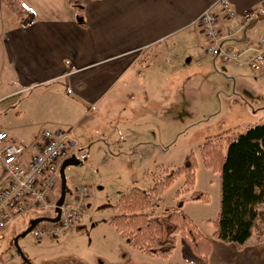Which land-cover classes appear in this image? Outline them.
I'll return each mask as SVG.
<instances>
[{
	"label": "crops",
	"instance_id": "1",
	"mask_svg": "<svg viewBox=\"0 0 264 264\" xmlns=\"http://www.w3.org/2000/svg\"><path fill=\"white\" fill-rule=\"evenodd\" d=\"M216 1L84 0V25L68 0H22L35 16L28 25H20L0 2V104L6 99L21 104L18 113L31 112L42 125L26 140L12 135L13 124L0 129L25 146L44 128L64 129L75 137L88 171L95 173L96 163L120 161L131 163L137 176L139 163L149 161L158 145L157 113L175 104L169 83L176 62L218 59L207 56V39L197 24ZM228 2L236 11L233 18L214 7L221 31L234 32L224 45L251 52L264 36V0ZM84 185L86 210L93 189ZM185 204L181 210L210 237L214 229L201 226L207 216L185 211ZM33 213L20 216L32 222L38 218ZM259 218L264 225V208ZM207 264H264V239L251 236L241 248L212 239Z\"/></svg>",
	"mask_w": 264,
	"mask_h": 264
},
{
	"label": "rangeland",
	"instance_id": "2",
	"mask_svg": "<svg viewBox=\"0 0 264 264\" xmlns=\"http://www.w3.org/2000/svg\"><path fill=\"white\" fill-rule=\"evenodd\" d=\"M216 20L219 21L218 15ZM197 24L200 26L199 20ZM228 31L234 34L231 29ZM207 56L218 58L209 53ZM205 61L199 65L185 64V60L176 62V71L169 83L175 104L167 110L161 108L156 115L158 145L154 146L149 161L139 163L142 173L135 176L129 169L131 163L120 161L108 165L96 163L95 173L88 171L85 163L68 164L64 170L66 184L72 187L88 184L93 189L82 221L59 238L48 240L35 238L30 231L23 233L31 222L25 217H15L12 224L9 222L0 230V264H189L181 256L180 240L167 260L147 256L120 236L110 224V218L115 213L112 205L120 195L133 186L143 189L152 186L155 178L180 167L192 153L197 163L194 190L206 193L208 200H185V211L194 212L197 217L207 216L201 226L205 230L214 229L212 220L219 207V174L203 165L199 146L207 137L221 131L230 129L229 135H232L236 130L264 123V71L263 67L255 70L245 64L232 65L238 64L234 62H228L229 65L219 58L215 62L209 58ZM225 67L228 72L223 70ZM21 109V104L4 100L0 104V124L5 127L13 124L12 135L26 140L31 130L37 132L42 125L31 112L19 114ZM120 166L126 169L121 170ZM59 180L58 177L53 201L59 196ZM184 181V175L176 177L163 191L159 207L148 213L165 222L162 211L175 207L179 199L177 190L183 196L189 194L184 191ZM42 214L47 217L53 213L37 211L33 216Z\"/></svg>",
	"mask_w": 264,
	"mask_h": 264
},
{
	"label": "trees",
	"instance_id": "3",
	"mask_svg": "<svg viewBox=\"0 0 264 264\" xmlns=\"http://www.w3.org/2000/svg\"><path fill=\"white\" fill-rule=\"evenodd\" d=\"M0 2L20 25H28L35 18L22 0ZM68 2L84 25V0ZM262 67L264 71V64ZM229 134L230 129L221 131L199 146L203 165L219 174V207L212 220L211 236L203 235L181 210L185 200H208L206 193L194 190L197 163L190 153L180 167L155 178L150 188L132 187L113 203L115 213L110 224L131 247L147 256L167 258L180 240L181 256L187 263L207 264L212 239L237 248L251 236L259 241L264 239V225L259 218V211L264 208V123ZM179 175H184V191L189 196L180 197L175 207L164 208L163 222L148 211L158 207L163 191ZM181 193L177 190L176 197Z\"/></svg>",
	"mask_w": 264,
	"mask_h": 264
},
{
	"label": "built area",
	"instance_id": "4",
	"mask_svg": "<svg viewBox=\"0 0 264 264\" xmlns=\"http://www.w3.org/2000/svg\"><path fill=\"white\" fill-rule=\"evenodd\" d=\"M215 5L229 19L236 14L228 0H217L200 14L197 21L207 39L205 52L226 63H242L260 70L264 64V36L259 37L251 52L245 48L225 46V38L232 34L227 31L225 35L220 31ZM72 155L79 156L77 141L64 129L44 128L39 138L29 146L15 142L5 130L0 129V230L15 217L30 212L49 210L56 214L53 192L59 166ZM88 196L87 185L67 187L59 205V219L35 225L31 234L38 239L60 237L81 220Z\"/></svg>",
	"mask_w": 264,
	"mask_h": 264
},
{
	"label": "water",
	"instance_id": "5",
	"mask_svg": "<svg viewBox=\"0 0 264 264\" xmlns=\"http://www.w3.org/2000/svg\"><path fill=\"white\" fill-rule=\"evenodd\" d=\"M79 20V18H77ZM70 164V165H75V166H79L82 165V160L77 159L74 155L70 156L69 158H66L62 161V163L60 164L59 167V175H60V187H59V197L56 200V215L54 217H38L35 220H33L29 227L23 232V233H27L29 232L36 224L42 222V221H49V222H55L59 219V214H60V210H59V205L62 201V198L65 195L66 192V175H65V167ZM14 241H16V238L14 239ZM25 262L27 263V261L25 260Z\"/></svg>",
	"mask_w": 264,
	"mask_h": 264
},
{
	"label": "snow or ice",
	"instance_id": "6",
	"mask_svg": "<svg viewBox=\"0 0 264 264\" xmlns=\"http://www.w3.org/2000/svg\"><path fill=\"white\" fill-rule=\"evenodd\" d=\"M25 7H27V5H25Z\"/></svg>",
	"mask_w": 264,
	"mask_h": 264
}]
</instances>
